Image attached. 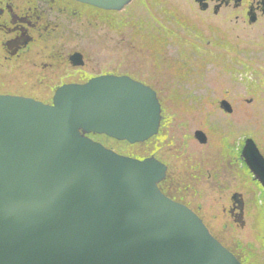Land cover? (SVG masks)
<instances>
[{"label":"water","instance_id":"obj_1","mask_svg":"<svg viewBox=\"0 0 264 264\" xmlns=\"http://www.w3.org/2000/svg\"><path fill=\"white\" fill-rule=\"evenodd\" d=\"M74 1L120 12L133 0ZM219 108L232 113L224 99ZM161 126L157 92L125 75L63 85L50 104L0 94V264H241L161 191L166 164L89 137L144 144ZM193 137L207 142L201 130ZM240 158L264 191V156L252 138ZM241 197L231 195L229 213L237 210L243 227Z\"/></svg>","mask_w":264,"mask_h":264},{"label":"rangeland","instance_id":"obj_2","mask_svg":"<svg viewBox=\"0 0 264 264\" xmlns=\"http://www.w3.org/2000/svg\"><path fill=\"white\" fill-rule=\"evenodd\" d=\"M144 1L111 15L117 25L104 35L96 32L95 42L107 40L114 68L130 71L157 92L160 133L144 144L98 141L166 164L171 194L197 209L210 233L244 264H264V192L238 159L245 138L264 156V21L226 25L222 16H209L187 0ZM150 16L157 27L148 24ZM222 99L231 114L219 108ZM195 130L205 133L206 144L194 139ZM233 193L246 201L243 227L224 212Z\"/></svg>","mask_w":264,"mask_h":264},{"label":"flooded vegetation","instance_id":"obj_3","mask_svg":"<svg viewBox=\"0 0 264 264\" xmlns=\"http://www.w3.org/2000/svg\"><path fill=\"white\" fill-rule=\"evenodd\" d=\"M187 1L209 16H222L226 25H237L239 21L248 24L249 18L255 20L253 24L264 21V0ZM116 13L74 0H0V94L50 104L59 87L83 84L94 77L125 75L141 81L130 71L114 68L105 36L103 43L95 42L99 39L95 38L96 32L104 35L112 25H117L111 21V15ZM117 21L123 26L127 23L122 18ZM148 22L150 27H157L156 20ZM141 44L136 48V57L142 54ZM167 176L168 170L159 185L161 191L199 214L197 209L171 194L173 189ZM241 198L243 220L247 205L243 195ZM231 206L230 203L224 212L235 219L238 211L230 214Z\"/></svg>","mask_w":264,"mask_h":264},{"label":"bare ground","instance_id":"obj_4","mask_svg":"<svg viewBox=\"0 0 264 264\" xmlns=\"http://www.w3.org/2000/svg\"><path fill=\"white\" fill-rule=\"evenodd\" d=\"M154 2L155 0H147V2H146V0L144 1L145 2V4H148V3H151V2ZM182 1H185V0H182ZM132 3V2H131ZM130 5V4H129ZM128 5V6H129ZM168 9H172V8H168ZM175 9V8H174ZM151 17V16H150ZM151 20H155V19H152V17H151ZM104 146H107L106 144H104V143H102ZM243 146H241V148H242ZM239 164L242 166V168H244L245 167V163L243 162V160L241 159V158H239ZM244 171L247 173H250L249 171H248V169H247V167H246V169H244ZM247 173V174H248ZM255 183H257V181H255V180H253ZM257 185L259 186V187H261L258 183H257ZM262 188V187H261ZM261 196L263 197V199H264V194H261ZM262 206H263V204H262ZM231 219L233 220V223H235V219H233L232 217H231ZM235 224H237V223H235ZM239 225V224H238ZM240 226V225H239ZM234 255V254H233ZM235 256V255H234ZM236 257V259L241 263V264H244L243 263V261L238 257V256H235Z\"/></svg>","mask_w":264,"mask_h":264}]
</instances>
